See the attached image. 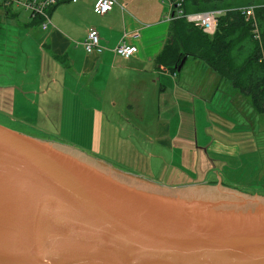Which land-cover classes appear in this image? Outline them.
<instances>
[{"label": "water", "instance_id": "water-1", "mask_svg": "<svg viewBox=\"0 0 264 264\" xmlns=\"http://www.w3.org/2000/svg\"><path fill=\"white\" fill-rule=\"evenodd\" d=\"M77 149L0 124V264H264V197Z\"/></svg>", "mask_w": 264, "mask_h": 264}, {"label": "crops", "instance_id": "crops-1", "mask_svg": "<svg viewBox=\"0 0 264 264\" xmlns=\"http://www.w3.org/2000/svg\"><path fill=\"white\" fill-rule=\"evenodd\" d=\"M117 1L118 6L104 15L94 14L96 0L61 3L49 10L46 29L41 19L32 18L23 7L0 2V105L12 110L0 112V117L24 123L18 118L21 115L46 123V112L33 111L31 106L37 100L44 106L52 98L57 122L65 115L58 102L61 97L63 104L90 108L83 114L95 122L104 121L106 108L113 114H118L116 108H127L135 117L154 115L186 122L196 115V104L217 94L232 98L238 93L196 57L186 55L175 72L161 64L158 58L172 22L167 21L170 6L166 0ZM92 26L104 48L100 54H88L83 46ZM121 40L137 52L129 58L116 55L113 49ZM192 66L201 71V87L188 79L195 70ZM168 132V127H158L154 137L168 146L164 141L169 139ZM210 149L218 154L235 153L234 148L221 147L218 142Z\"/></svg>", "mask_w": 264, "mask_h": 264}, {"label": "rangeland", "instance_id": "rangeland-1", "mask_svg": "<svg viewBox=\"0 0 264 264\" xmlns=\"http://www.w3.org/2000/svg\"><path fill=\"white\" fill-rule=\"evenodd\" d=\"M191 69L195 70L188 79L198 81L201 87L203 77L199 67ZM231 97L217 94L206 103L194 104L196 115L186 122L154 115L135 117L127 108H116L114 112L118 114L106 108L104 121L95 122L91 115L83 114L90 108L77 103L63 104L59 97L58 102L65 110L62 120L55 122V103L51 98L44 106L38 100L31 106L33 111L46 112L48 122L19 115L20 120H26L24 123L0 117V124L28 138L79 148L89 156L159 184L217 183L216 171L220 184L264 197V114H257L246 96L235 93ZM9 111H12L9 107L0 105V112ZM158 127L169 128V139L164 140L168 146L154 137ZM215 142L224 148H234L235 153L211 151Z\"/></svg>", "mask_w": 264, "mask_h": 264}, {"label": "trees", "instance_id": "trees-1", "mask_svg": "<svg viewBox=\"0 0 264 264\" xmlns=\"http://www.w3.org/2000/svg\"><path fill=\"white\" fill-rule=\"evenodd\" d=\"M244 8H253V17L246 19ZM182 11L220 12L216 30L207 35L184 18L172 20L161 64L175 72L186 55L196 57L264 114V0H183Z\"/></svg>", "mask_w": 264, "mask_h": 264}, {"label": "built area", "instance_id": "built-area-1", "mask_svg": "<svg viewBox=\"0 0 264 264\" xmlns=\"http://www.w3.org/2000/svg\"><path fill=\"white\" fill-rule=\"evenodd\" d=\"M79 0H0L5 5L17 4L29 11L32 18L41 19V24L44 29L50 24L48 12L50 9L61 3H77ZM170 6V13L167 16V21H172L177 18H184L188 23L195 28L200 29L207 35H212L217 27V18L220 12H205L195 14H184L182 11L183 0H166ZM118 6L117 0H96L93 5V12L96 15H104L110 12L114 7ZM253 8L241 9V14L249 19L253 17ZM83 46L86 53L100 54L104 48L99 43V35L96 27L92 26L88 29ZM113 52L121 58H129L137 52L135 46L128 45L121 40Z\"/></svg>", "mask_w": 264, "mask_h": 264}, {"label": "flooded vegetation", "instance_id": "flooded-vegetation-1", "mask_svg": "<svg viewBox=\"0 0 264 264\" xmlns=\"http://www.w3.org/2000/svg\"><path fill=\"white\" fill-rule=\"evenodd\" d=\"M212 165H213V163H212ZM214 166V165H213Z\"/></svg>", "mask_w": 264, "mask_h": 264}]
</instances>
